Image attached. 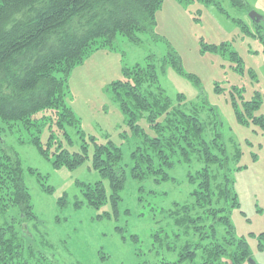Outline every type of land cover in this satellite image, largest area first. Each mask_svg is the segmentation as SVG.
<instances>
[{"label": "rangeland", "instance_id": "obj_1", "mask_svg": "<svg viewBox=\"0 0 264 264\" xmlns=\"http://www.w3.org/2000/svg\"><path fill=\"white\" fill-rule=\"evenodd\" d=\"M218 1L225 12L200 0H163L156 9L152 32L137 31L139 40L118 33L112 43L95 42L67 79L66 101L79 124L69 127L66 134L50 110L36 114L42 125V144L50 147L47 154L32 142L31 130L0 119L4 149L21 157L25 182L39 216L28 228L31 237L24 240L26 245H33L37 255L32 262H201L198 258L177 263L179 251L199 236L186 234L170 215L171 210L182 211V206L193 199L196 184L189 177L196 178L203 169L199 153H191L188 161L178 156L170 159L173 166L165 168L169 179L156 175L138 181L130 175L131 154L141 138L133 135L112 84L125 79L126 68L152 62L160 85L174 102L180 94L185 95L183 109L200 114L202 121L209 123L205 137L217 138L213 130L223 136L229 156L224 170L232 178L238 202L231 209V220L237 237L249 243L250 258L264 264V42L260 38L264 35V0H244L242 6L230 0ZM253 11L262 17L259 21L251 17ZM171 53L180 57L181 67L172 64ZM139 123L150 136L155 135L145 118ZM94 141H113L123 152L127 177L118 214L110 201L102 208L76 205L84 200L81 183L103 180L108 195L111 192L109 182L93 166ZM83 143L89 155L79 167L55 166L58 145L74 153ZM236 151L241 154L236 156ZM211 172H217V185L221 180L218 166H212ZM205 232L212 233L209 224Z\"/></svg>", "mask_w": 264, "mask_h": 264}, {"label": "trees", "instance_id": "obj_2", "mask_svg": "<svg viewBox=\"0 0 264 264\" xmlns=\"http://www.w3.org/2000/svg\"><path fill=\"white\" fill-rule=\"evenodd\" d=\"M162 1L0 0V119L20 123L31 130L32 142L46 153L50 147L42 144V125L36 114L50 110L52 119H56L66 134L69 127L77 126L79 120L66 101L72 67L92 51L97 41L112 43L118 33L139 40L135 36L137 31L152 32L155 12ZM200 1L225 12L218 0ZM230 1L238 6L244 3V0ZM260 38L264 42V35ZM170 56L172 64L181 67L180 57L174 53ZM125 70V79L114 81L112 90L127 115L133 135L141 138L131 154V177L138 181L156 175L169 179L165 168L173 166L170 159L178 156L188 161L194 152L199 153L203 162L197 177H189L196 184L191 193L193 199L182 206V211H170L177 227H184L186 234L199 236L179 251L177 263L195 262L199 258L201 262L196 264H251L246 262L251 257L250 245L237 237L230 216L238 202L232 178L224 170L229 156L223 136L213 130L217 138L209 141L205 137L209 123L202 121L200 114L183 109L185 95L180 94L179 102H174L160 85L154 63H137ZM143 118L154 128V136L141 127L139 122ZM217 139L222 142L218 144ZM3 143L0 136V264H50L32 262L37 255L33 245H26L24 240L31 237L28 228L32 222L36 224L39 216L25 182L23 161L17 153L6 151ZM88 150L84 143L74 153L58 145L54 164L77 168L88 157ZM240 154L236 151V156ZM122 162L120 146L113 141L95 142L93 166L109 182L111 192L108 195L103 180L81 183L84 200L76 202L77 208L81 204L102 208L110 201L118 214L127 177ZM215 165L221 178L217 185L214 178L217 172H211ZM43 187L52 191L51 187ZM107 214L112 216L110 212ZM208 224L211 234L205 232Z\"/></svg>", "mask_w": 264, "mask_h": 264}, {"label": "water", "instance_id": "obj_3", "mask_svg": "<svg viewBox=\"0 0 264 264\" xmlns=\"http://www.w3.org/2000/svg\"><path fill=\"white\" fill-rule=\"evenodd\" d=\"M251 17L254 19V20H256V21H259L262 17L259 15V14H257L256 12H251ZM251 262V264H258L257 262H254L251 258L249 259Z\"/></svg>", "mask_w": 264, "mask_h": 264}]
</instances>
